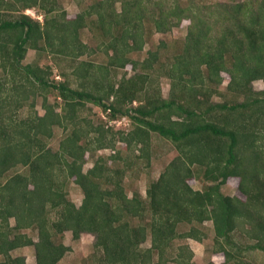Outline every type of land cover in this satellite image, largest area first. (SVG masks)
I'll return each mask as SVG.
<instances>
[{"label":"trees","instance_id":"obj_1","mask_svg":"<svg viewBox=\"0 0 264 264\" xmlns=\"http://www.w3.org/2000/svg\"><path fill=\"white\" fill-rule=\"evenodd\" d=\"M45 1L0 0V10L39 6L45 11H53L55 8L47 7ZM118 1L122 6L123 24L135 18L144 20L142 10L148 4L144 0L142 3L141 0L131 3L129 0ZM166 1L154 2L160 8L159 13L152 14L157 31H166L187 16L185 8L178 4L167 7ZM104 2L111 5L110 0ZM102 4H90L74 19L65 20V24L47 19L40 23L39 19L24 13L18 17L0 18V68L2 73L8 72L11 80L9 88L3 87L0 80V264H29L23 257L11 254L12 250L26 245H34L35 248L36 260L30 264H57L69 247L56 242L54 237L65 231H70L73 239H78L83 232L94 236L93 264H194L191 261L193 252L188 245H179L175 251L172 244L176 238L185 237L203 241L193 224H201L204 220L212 221L215 250L224 255L220 263L206 264H243L240 255L254 249L264 254V214L256 213L259 207L264 210L263 195L260 192L254 195L247 190L250 182H258L264 189V179L258 176L264 167L263 154L255 151L252 158L243 157L239 153L241 139L249 138L252 132L239 129L228 117L217 116L214 119L213 113L215 109L236 111L235 119H245V110L252 105L263 106L264 97L233 105L213 103L201 109L203 99H196L193 93L202 90L203 78L194 68L184 69V73L190 76L186 79L181 73L176 76L177 83H171L168 98H153L146 94L138 97L136 92L141 87L136 88L134 79L132 89L125 95H122L125 86L121 82L116 88L113 85L106 87V70L101 76L93 77L94 85L90 90L75 88L67 80L50 81L47 77L49 68L44 70L21 63L28 48L77 56L81 51L76 53L74 50L79 48L78 32L85 24V17L96 14L102 29L110 28L113 23V19L107 22V11ZM210 8L219 17L221 15L223 24L213 52L200 45L198 35L201 33L197 31L196 38L187 41L188 47L176 61L183 58L181 63H184L191 56H196L194 65L205 64L209 77L215 75L219 78L220 71L225 70L230 75L228 86L243 91L251 80L264 78V0L234 5L216 3ZM129 38L130 46L137 44L134 32H129ZM113 42L107 44L114 56L109 64L124 66L126 59L116 55ZM201 49L202 53L199 52ZM224 55L232 59L230 67L225 65ZM87 66V63L85 67V63L80 62L76 67V70L80 68L83 78H89ZM97 69L101 71L100 66ZM49 88L56 90L64 101V110L75 112L77 106L89 101L111 111L112 115H129L136 127L128 136L121 137L126 146L141 143L144 136L152 131L170 139L180 155L170 161L157 179L149 182L145 199L138 194L129 197L123 190L120 177H116L122 171L117 169L113 173L107 163L110 158L118 157V151L110 154L109 160L97 156L92 166L84 171L86 150L74 135H68L61 141L59 152H51L45 146L44 139L51 135V127L61 125L62 119L68 117L67 113L59 115L45 104L42 115L34 112L28 117L14 119L9 110L11 104L19 108L30 92L34 94L36 89ZM176 88L178 93H175ZM13 93L18 97H13ZM109 96H114V100L107 104L104 99ZM135 100H138L137 104H131V107H119V104ZM173 116L182 119H172ZM204 117L209 119L204 120ZM98 141V148L109 146V143ZM243 159H247L252 167ZM259 159L260 169L257 168ZM194 164L197 165L196 170L204 166L206 178L212 181L204 190L192 189L187 184V179L196 174L192 167ZM15 167L24 170L10 173ZM59 171L65 172L66 177H74L82 189L83 198L79 206L60 186L57 179ZM234 176L240 178L239 188L247 198L244 202L221 191V185ZM256 204L260 206L256 207ZM51 213L56 217L52 218ZM10 219L14 220L13 224ZM239 221L249 226L247 235L254 240L243 247L233 239ZM182 222L192 224L187 233L177 231ZM30 227L38 230L36 241L21 232V229ZM147 240L149 245H143ZM244 264L254 263L247 260Z\"/></svg>","mask_w":264,"mask_h":264},{"label":"rangeland","instance_id":"obj_2","mask_svg":"<svg viewBox=\"0 0 264 264\" xmlns=\"http://www.w3.org/2000/svg\"><path fill=\"white\" fill-rule=\"evenodd\" d=\"M104 1L46 0L45 5L47 7H54L55 9L53 11H45L39 6L27 9L16 6L13 10H0V18L18 17L21 13H24L30 15V17L39 19L40 23L42 21L45 22L47 19V21L53 20L56 23L65 24V20L74 19L90 4L103 3L102 6L107 11V22L113 19V23H111L110 28L106 26V29H102L99 21L96 20V14L92 13L90 17H85V24L78 32L77 46L79 48L74 50L76 53L81 51L77 56L70 57L65 54H53L47 50L27 49L21 63L39 66L44 70L49 68L47 77L50 81L67 80L75 88L92 90L94 85L92 81L93 77L96 76L95 78H97L101 76L106 70L104 85L106 87L107 85H113L116 88L121 82L125 86L122 95L127 94L132 89L134 85L132 79H134L138 83H136V88L138 86L141 87V90L136 92L138 97L141 94L142 96L146 94L153 98L158 96L168 98L171 83L177 81L176 76L178 74L181 73L183 79L190 77L184 73V69L188 67L190 69L194 68V71H197L203 78V83L201 84L202 90L193 93L196 99H203L201 109L213 103L226 102L233 105L234 103L243 102L254 97H264V93H261V91H264V78L251 80L250 84L243 91H240L232 86H228L230 75L225 70L220 71L219 78L215 75L209 77L205 64L196 63L194 65L196 56H191L184 63H181L183 58L176 61L188 47L187 41L196 38L197 31L201 33L198 35L199 41H201L200 45L204 49H209V51L213 52L216 45L215 41L220 36L221 31H223V24H221V15L219 17L216 11L213 13L210 6L216 5V3L227 5L248 3L250 1H256L257 3L259 0H167V7L178 4L180 7L186 9L185 13L187 16L183 17L179 23L172 25L166 31H157L153 23L152 14L159 13L160 11V8L154 4L157 0H144L148 4L142 10L145 15L143 21L141 17L124 24L122 22V16L120 15V11L122 10L121 3L118 0H110V5ZM132 1L129 0L130 3ZM139 5L142 7V4ZM210 12L213 13H211L212 16ZM173 20L175 21L176 19ZM108 28L110 30L109 32H107ZM129 32H134L135 39L137 40V44L133 46H130L131 40L129 38ZM189 33L193 34L189 36ZM188 36L190 38H187ZM112 41L115 42L113 43L116 47V55L126 59L124 66H120L117 63L109 64L110 59L114 56H112L113 50H109L107 44ZM199 52L202 53L203 50L201 49ZM224 56L225 65L230 67L232 59L228 55ZM212 59L217 60L216 57H212ZM112 60L114 61V58ZM80 62H84L85 67L86 63L88 64L87 67L90 69L88 74L89 78H83L80 68L76 70ZM97 66L101 67V71L98 72ZM170 73H172L173 77H170ZM197 79L196 77L195 80ZM0 80L2 81L3 87H10V76L7 71L2 73L1 68ZM197 82H195L196 85ZM35 91L34 94L31 92L28 94L27 100L24 101L21 107L16 108L11 104L9 110L13 113L14 119L28 117L34 114V112L42 115L45 112V104L46 106H51L59 115L67 113L68 117L62 119L61 125H53L51 127V135L44 139L45 146L51 149V152H59L61 141L68 135H74L77 138V142L83 145L86 150L82 166L84 171L92 166L97 156L100 155L109 160L110 154L118 151V157L115 159L110 158L107 163L113 170V173L117 169L122 171L121 175L115 176L120 177L123 190L129 197L138 194L142 199H145L149 182L157 179L170 161L180 155L177 146L170 139L152 131H149L148 135L144 136L141 143L134 142L126 146L125 141L121 137L128 136L130 131L136 127V123L132 121L129 115L123 116V114L118 113L112 115L113 113L111 111L104 110L102 107L89 101H85L82 106L76 107L75 112H71V110H64V101L58 96L56 90L49 88L46 90L36 89ZM178 92L179 90L176 88L175 93ZM12 96L15 98L18 97L15 93ZM44 98L45 103L43 102ZM113 100L114 96H109V98L104 99L107 104ZM137 102L138 100L132 103L125 102L119 104V107L124 109L131 107V104L132 106L137 104ZM31 104L33 107H31ZM240 110L238 109L237 111ZM245 112L247 113L245 119H235L238 114L236 111L234 113L218 109L213 111L214 119L217 116L223 119L228 117L239 129L252 132L249 138L241 139L239 145L241 150L239 153L243 157L250 159L253 157L255 151L261 152L264 157V104L263 106L252 105ZM257 115L260 117H256ZM69 117L73 120L70 121ZM110 119H114L115 122ZM172 119L181 121L182 117L179 119L173 116ZM205 119L209 118L204 117ZM98 140L105 142V144L107 143V145L109 143V146L98 148ZM243 160L252 167L247 162V159ZM258 163L257 168L260 169V159ZM195 165H192V167L196 170L197 165ZM15 168L10 173L15 170H24L22 167ZM204 170V166L199 167L196 170V174L187 179V184L192 189L204 190L207 185L212 183V181L206 178ZM58 173L57 179L60 186L67 191V196L79 206L83 198L82 189L76 183L74 177H66L65 172L64 174L60 171ZM258 176L259 179H264V167H261ZM239 183L240 178L238 176L229 177L221 185V191L226 195L236 196L244 202L247 198L241 192ZM251 183H247V190L249 189L251 194L254 195L257 192L262 193V199L264 200V189L258 182L256 184ZM109 186H112V184ZM259 206L257 205L256 207ZM258 212L264 214V210H261L260 207L256 213ZM50 216L52 218L56 217L54 213H51ZM241 222L239 221L233 239L243 247L247 243H253L254 240L247 235L246 228L249 226ZM10 223L13 224L14 220L10 219ZM191 225L187 222H182L177 227V231L182 234L187 233ZM193 226L198 230V235L199 233L201 234L203 241L186 237L176 238L172 244L173 248H175L174 250L176 251V247L179 245H188L191 247L194 252V264H206L209 261L220 263L223 261V253L215 252L217 245L213 240L214 230L212 221L204 220L201 224L194 223ZM21 232L26 233L34 241L38 238V230L35 227L21 229ZM54 240L56 242H63L69 247V250L65 252L57 264L94 263V257L92 256L94 236L92 234L83 232L78 239H73L71 232L65 231L63 234L56 235ZM143 245H149V240ZM11 254L16 257H23L29 264L34 263L36 260L34 245L21 246L12 250ZM240 257H243L241 260L243 264L247 260L254 264H264V254L261 250L254 249L251 252L247 251L246 254H241ZM169 264L174 263L170 262ZM230 264L237 263L231 262Z\"/></svg>","mask_w":264,"mask_h":264},{"label":"crops","instance_id":"obj_3","mask_svg":"<svg viewBox=\"0 0 264 264\" xmlns=\"http://www.w3.org/2000/svg\"><path fill=\"white\" fill-rule=\"evenodd\" d=\"M196 240V239H195ZM198 241V240H197ZM190 249H191V247H189ZM191 251L193 252V250L191 249ZM215 252H217L216 250H215ZM218 253V252H217ZM220 253V252H219ZM193 257H194V252H193ZM193 257H192V259H191V261L193 262ZM209 262H213V261H209ZM208 263V262H207Z\"/></svg>","mask_w":264,"mask_h":264},{"label":"built area","instance_id":"obj_4","mask_svg":"<svg viewBox=\"0 0 264 264\" xmlns=\"http://www.w3.org/2000/svg\"><path fill=\"white\" fill-rule=\"evenodd\" d=\"M116 121H119V120H116ZM113 122H115V121L113 120Z\"/></svg>","mask_w":264,"mask_h":264}]
</instances>
